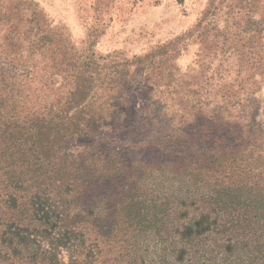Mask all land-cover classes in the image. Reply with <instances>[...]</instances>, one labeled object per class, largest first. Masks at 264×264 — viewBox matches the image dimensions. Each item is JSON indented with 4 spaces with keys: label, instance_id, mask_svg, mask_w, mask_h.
<instances>
[{
    "label": "rangeland",
    "instance_id": "obj_1",
    "mask_svg": "<svg viewBox=\"0 0 264 264\" xmlns=\"http://www.w3.org/2000/svg\"><path fill=\"white\" fill-rule=\"evenodd\" d=\"M54 61L101 63L88 111L110 118L94 148L117 145L131 157L151 139L143 164L197 168L201 195L243 181L264 191V0H0V68L20 78ZM53 79L59 91L63 78ZM49 81L41 72L30 81L33 111ZM211 207L205 200L197 210ZM39 244L50 251L5 264H71L69 251L58 258L55 244ZM120 245L113 252L127 250ZM98 248L96 264H127L112 260L108 243Z\"/></svg>",
    "mask_w": 264,
    "mask_h": 264
},
{
    "label": "trees",
    "instance_id": "obj_2",
    "mask_svg": "<svg viewBox=\"0 0 264 264\" xmlns=\"http://www.w3.org/2000/svg\"><path fill=\"white\" fill-rule=\"evenodd\" d=\"M99 64L54 61L27 66L20 78L0 68V264L50 251L37 242L55 244L58 258L69 251L71 264H96L99 242L111 245L108 254L122 244L127 250L112 260L127 264H264V191L257 183H228L221 195L205 196L197 168L143 164L151 139L131 157L117 145L94 148L110 118L88 111ZM40 72L49 90L38 93L42 107L33 111L30 81ZM56 74L63 85L53 92ZM133 119L119 124L128 129ZM205 200L213 207L197 210ZM183 226L191 233L181 236Z\"/></svg>",
    "mask_w": 264,
    "mask_h": 264
}]
</instances>
